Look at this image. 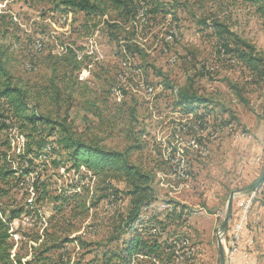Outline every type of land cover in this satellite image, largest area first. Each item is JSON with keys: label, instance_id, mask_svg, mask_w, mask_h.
Instances as JSON below:
<instances>
[{"label": "rangeland", "instance_id": "374dc122", "mask_svg": "<svg viewBox=\"0 0 264 264\" xmlns=\"http://www.w3.org/2000/svg\"><path fill=\"white\" fill-rule=\"evenodd\" d=\"M162 1L168 3L175 16L167 15L138 31L133 42H139L144 53H137L135 57L129 54L130 61L125 62L119 57V40L113 35H118L122 44L125 33L103 22L96 25L97 20L113 17L114 13L110 17H97L89 23V29L83 25L86 24L83 15L78 13L71 28L72 14L67 20L59 15L52 19L44 16V4L34 0L0 1V13L10 14L17 24L9 31L13 35L3 41L9 52L6 65L17 80L31 86H51L55 70H58L60 86L64 87L66 81L74 82L73 102L55 103L46 96L41 99L40 109L55 116H67L75 130L99 139L110 148L122 150L128 144L139 146L133 148L132 160L155 174L158 196L157 202L143 213V218L159 213L164 217L175 202L187 207V223L178 230L188 236L183 239L190 240L192 255L188 257V250H177L178 259L174 264H221L219 227L226 215L228 199L233 190L251 183L242 173L228 172V167L234 170L235 164L229 163L226 169L223 158H238L234 148L244 144L235 137L248 131L249 122L264 124V83L254 82L249 71L231 55L230 59L219 58L221 44L213 24L216 21L226 24L264 56V18L241 0ZM171 28L176 40L167 46L164 38L167 41ZM62 43L77 49L78 59L82 61L81 69L71 73L72 77H66L68 71L65 73L63 65L59 67L51 58L64 53ZM40 44L44 45L41 51L37 50ZM189 87L209 100L214 116L206 129L175 110L178 90ZM68 94L62 91L65 100ZM223 127L227 128L223 130ZM12 134L14 144L22 146L23 137L16 132ZM190 138L192 145H188ZM201 143L203 153L195 146ZM182 158L187 164L188 179L175 176V165ZM35 164L29 180L33 182L39 175L52 193L72 187L79 188L80 192L89 188L90 192L102 193L97 189L96 179L86 169L77 173L64 159L58 167L52 166L51 160L46 166L41 159ZM263 170L264 159L260 175ZM234 176L238 180L232 185ZM116 185L124 189V184ZM263 188L264 182L255 191L258 195L255 201L262 204ZM27 191L28 194L26 190L14 188V198L4 200L27 206L34 201L32 188ZM126 207L127 200L104 199L90 210L84 221L81 217L71 220V230H79L76 234H82L87 241L94 242L92 248H97L95 242L107 241L116 216L125 212ZM41 209L42 222L34 213L14 222L13 230L17 232L14 240L25 242L24 252L31 245L29 236L36 232L42 234L45 220L55 215L49 201ZM217 211H221L222 217H214ZM236 213L235 210V217ZM64 216L66 219L57 218L58 228H69L68 215L64 213ZM261 218L263 220H258L254 226L258 264H264V214ZM233 222L234 217L230 224ZM174 230L168 228L170 232ZM21 246L19 242L18 248ZM72 257L78 259L76 255ZM92 257V252L85 253V260ZM146 260V264L154 262Z\"/></svg>", "mask_w": 264, "mask_h": 264}, {"label": "trees", "instance_id": "16d2710c", "mask_svg": "<svg viewBox=\"0 0 264 264\" xmlns=\"http://www.w3.org/2000/svg\"><path fill=\"white\" fill-rule=\"evenodd\" d=\"M34 1L44 4V16L52 19L59 15L67 20L72 14L71 28L77 21L78 13L83 15L86 23L83 25H87V29L97 17H110L114 13L113 17L97 20L96 25L103 22L125 33L122 44L121 38L113 34L119 40L118 54L124 62L130 61V55L135 57L137 53H144L141 44L133 42L138 31H142L146 25L152 26L153 21L167 15L175 16L168 3L162 0ZM241 1L249 3L264 18V0ZM213 25L222 49L249 71L254 82L264 83V56L226 24L216 21ZM15 26L17 24L10 14L0 13V264H146V259L153 260L152 264H174L178 259V243L188 237L178 230L187 223V207L175 202L174 208L169 209L170 212L164 217L159 213L143 218V213L157 202L158 196L154 187L155 174L132 160L133 148L139 146L128 144L122 150L110 148L99 139L86 137L83 132L75 130L67 116L61 117L58 113L55 116L41 110V99L46 96L55 103L62 100L73 102L75 83L66 81L64 87L60 86L58 70H55L58 68L54 69L55 76L50 79L51 86H31L17 80L7 68L9 52L3 44L8 35H13L9 31ZM172 29L169 35L174 41L176 38ZM164 42L169 46L166 38ZM64 44V53L51 58L59 67L63 65L65 73L68 71L66 77H72L71 73L81 69L82 61L78 59L77 49ZM43 48L44 45L40 44L36 49L41 51ZM63 90L69 93L66 100L62 95ZM175 107L185 118L199 123L203 129L214 116L209 100L190 87L178 90ZM12 132L23 137L22 146L14 144ZM40 159L44 166L51 160V165L58 167L64 159L71 163V169L77 173L86 169L96 179L97 189H101L102 193L90 192L89 188L80 192L75 187L52 193L39 175L31 182L29 176L35 170V161ZM116 183L124 184V189H120ZM14 188L26 190V194L32 188L33 203L14 205L10 200H4L14 198ZM104 199L127 200V207L125 212L116 216L107 241L95 242L97 248H92L94 242L87 241L82 234H76L79 230L72 231L70 223L79 217L84 221L90 210ZM47 201L52 203L55 215L45 220L42 234L36 232L29 236L31 245L24 252L25 242L22 239L14 240L17 234L13 230L14 222L33 213L42 222L44 213L41 207ZM64 213L68 215L69 228H58L57 218L66 219ZM168 228L175 230L170 232ZM19 242L22 244L20 248ZM91 252L93 257L85 260V253ZM72 255L78 256V259L73 260Z\"/></svg>", "mask_w": 264, "mask_h": 264}, {"label": "crops", "instance_id": "0c3cea01", "mask_svg": "<svg viewBox=\"0 0 264 264\" xmlns=\"http://www.w3.org/2000/svg\"><path fill=\"white\" fill-rule=\"evenodd\" d=\"M175 110L178 113H180L178 108H175ZM252 123L249 122L248 131H246V133H249V135L251 136L250 138H243L239 134L237 135L238 137H235L236 140L242 141L244 144L240 147L234 148L236 150L235 153H237L235 155L238 158H231V160L230 158H223V164L225 166L230 165L229 163L235 164L234 170H231V168L229 167L227 169L226 166L228 172H233V173L235 172L239 174L242 173V177H247L251 179L250 181L251 183L254 182L260 176V169L263 161L258 162L257 159L263 157L264 155V124H262V122H257L255 124L253 123L254 125H252ZM226 128L227 127H223V130H225ZM226 142H227V138H226ZM222 144L226 145L225 142H223ZM225 152H227V150H225ZM214 166H217V164L215 163ZM221 167L222 166H220V168ZM222 170L224 171L225 168H222ZM235 179L238 180L237 177L235 176L231 179L232 185H235L237 183ZM263 190L264 188L262 189V191ZM201 209H205V208H201ZM235 210L236 208L234 206L233 216L235 214ZM217 212L218 214H215L214 217L215 218L220 216L222 217L223 214L221 213V211H217ZM263 214H264V204L260 203L259 201H255L251 209L249 219L246 224V228L242 235L243 246H245L246 249L249 251V258L246 259L241 252H238L234 257V264H258L259 262L257 257L258 250H256L257 242L255 241L256 229H254V226L255 224L258 223V220L259 221L263 220L261 218ZM229 225L231 224L229 223ZM262 226H264V222Z\"/></svg>", "mask_w": 264, "mask_h": 264}, {"label": "built area", "instance_id": "2783aa9c", "mask_svg": "<svg viewBox=\"0 0 264 264\" xmlns=\"http://www.w3.org/2000/svg\"><path fill=\"white\" fill-rule=\"evenodd\" d=\"M142 11V15L144 14ZM65 19V18H64ZM145 19H142L144 21ZM173 40L172 36L170 35L167 41L171 42ZM40 46V45H39ZM219 58H231L229 53L226 50L222 49V46H219ZM151 93V88L148 87ZM187 119V118H186ZM195 125H200L199 123H195ZM241 137L243 138H250L251 136L249 133H241ZM188 145H192V138L188 141ZM200 147V152L203 153V143L200 145H195ZM258 162H262L263 158L260 157L257 159ZM179 162V163H178ZM177 164L175 165V176L177 179H188L189 175L187 173V164L185 160L182 158L178 160ZM258 195H254V191L245 194H238L236 195L235 199V206H236V217L234 214V222L232 225H229L228 232L226 234L221 233L220 231V239L222 240L225 252H226V261L225 264H234V257L238 252H241L246 259L249 258V251L243 246L242 235L246 228V224L249 219V207H253L254 202ZM232 217V218H233ZM178 250H188V257L192 255L193 248H185L183 247V240L178 243ZM191 250V251H190Z\"/></svg>", "mask_w": 264, "mask_h": 264}, {"label": "water", "instance_id": "95a60500", "mask_svg": "<svg viewBox=\"0 0 264 264\" xmlns=\"http://www.w3.org/2000/svg\"><path fill=\"white\" fill-rule=\"evenodd\" d=\"M264 182V170L262 172V174L251 184L237 189V190H233L230 194V197L228 199V203H227V210H226V215L219 227V231L223 234H226L228 232L229 229V223L230 220L233 216V211H234V199L236 197V195L238 194H245V193H250L253 191L258 190V188L261 186V184ZM218 247H219V252H220V262L221 264H225L226 261V252H225V247L224 244L222 242V240L218 237Z\"/></svg>", "mask_w": 264, "mask_h": 264}, {"label": "bare ground", "instance_id": "6f19581e", "mask_svg": "<svg viewBox=\"0 0 264 264\" xmlns=\"http://www.w3.org/2000/svg\"><path fill=\"white\" fill-rule=\"evenodd\" d=\"M254 195H256V192L254 191ZM252 208V207H251ZM250 207H249V212H251L250 211V209H251ZM183 246H186V248H190L191 246H190V240H188V239H184L183 240ZM179 253V252H178ZM184 253V252H183ZM187 255H188V252L186 253ZM186 256V255H185ZM182 258H183V256H181ZM178 258V257H177Z\"/></svg>", "mask_w": 264, "mask_h": 264}]
</instances>
